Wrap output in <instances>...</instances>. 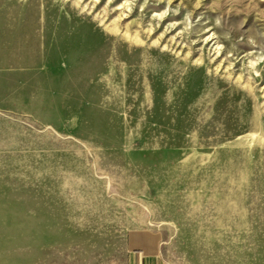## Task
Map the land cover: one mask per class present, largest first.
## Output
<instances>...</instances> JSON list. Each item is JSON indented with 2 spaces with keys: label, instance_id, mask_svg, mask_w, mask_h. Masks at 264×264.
I'll return each instance as SVG.
<instances>
[{
  "label": "rangeland",
  "instance_id": "374dc122",
  "mask_svg": "<svg viewBox=\"0 0 264 264\" xmlns=\"http://www.w3.org/2000/svg\"><path fill=\"white\" fill-rule=\"evenodd\" d=\"M0 264H264V0H0Z\"/></svg>",
  "mask_w": 264,
  "mask_h": 264
},
{
  "label": "crops",
  "instance_id": "0c3cea01",
  "mask_svg": "<svg viewBox=\"0 0 264 264\" xmlns=\"http://www.w3.org/2000/svg\"><path fill=\"white\" fill-rule=\"evenodd\" d=\"M3 175L0 169V176ZM7 181L0 178V187L8 184ZM163 243L161 233L154 229L129 230L125 236L127 264H168Z\"/></svg>",
  "mask_w": 264,
  "mask_h": 264
}]
</instances>
